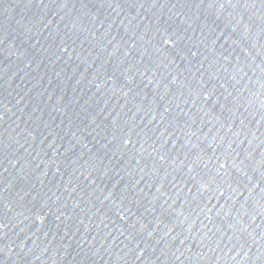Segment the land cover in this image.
Listing matches in <instances>:
<instances>
[{"label":"water","instance_id":"1","mask_svg":"<svg viewBox=\"0 0 264 264\" xmlns=\"http://www.w3.org/2000/svg\"><path fill=\"white\" fill-rule=\"evenodd\" d=\"M0 264H264V0H0Z\"/></svg>","mask_w":264,"mask_h":264}]
</instances>
